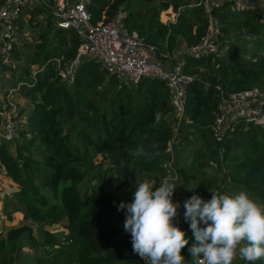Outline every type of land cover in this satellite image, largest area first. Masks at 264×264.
Returning <instances> with one entry per match:
<instances>
[{"label": "trees", "instance_id": "obj_1", "mask_svg": "<svg viewBox=\"0 0 264 264\" xmlns=\"http://www.w3.org/2000/svg\"><path fill=\"white\" fill-rule=\"evenodd\" d=\"M190 2L89 0L87 8L93 24L122 13L126 27L154 46L162 59L178 49V42L196 44L207 30L209 17L201 9H183L173 25L161 22L160 15L170 7L176 11ZM222 10L211 13L219 40L234 28L258 35L261 22L251 16L239 20L236 13ZM25 15L32 32H37L29 67L43 69L21 91L30 108L19 111L24 122L16 137L0 140V170L16 187L9 215L21 214L23 223L0 235V264H137L130 234L123 230L124 212L117 207L131 202L136 183L149 179L159 186L174 171L180 183L173 201L181 203L176 219L189 239L181 249L185 264H195L187 251L194 237L183 221L182 207L191 195L207 201L218 192L234 195L246 190L264 204V127L241 121L220 141L210 130L219 99L216 87L224 95L254 87L264 91V49L249 61L235 47L200 61L186 59L183 71L194 80L187 92L185 119L199 145L185 167V158L173 161L168 152L176 118L165 86L152 79H143L137 87L119 84L93 61L80 65L73 85L61 82L52 59L70 61L79 45L77 35L54 29L48 9L34 8ZM38 16L43 19L38 21ZM19 56L15 47L11 57ZM10 76L17 82L27 80ZM97 156L106 165L98 171ZM205 168L213 175L201 171ZM60 220L67 231L62 241L47 232L35 238L32 226H52ZM232 264L246 262L237 255Z\"/></svg>", "mask_w": 264, "mask_h": 264}, {"label": "built area", "instance_id": "obj_2", "mask_svg": "<svg viewBox=\"0 0 264 264\" xmlns=\"http://www.w3.org/2000/svg\"><path fill=\"white\" fill-rule=\"evenodd\" d=\"M88 4L89 0H53L51 6L46 0H3L0 3V64L8 62L16 47L17 32L21 30L27 16L25 11L48 9L54 29L74 31L79 40L76 53L70 61L65 62L63 57L52 59L60 81L73 85L84 61L98 63L106 75L113 77L119 84L137 87L143 79L157 81L168 90L172 113L176 118L170 140L173 143L180 135L181 125L187 122V92L194 80V77L183 71L186 59L200 61L220 52L219 31L212 21L211 13L232 5L235 13L251 16L254 21L264 24V0H192L180 6L173 17L163 23L175 24L179 13L185 8L201 9L209 17L204 36L196 44L178 45L171 55L166 53L160 59L154 46L147 45L137 32L126 27L122 13H117L105 23L93 24ZM35 68L27 80L19 81L15 87H7L0 93L3 100L0 105V140L11 141L24 122L14 98L30 87L29 81L35 80V75L43 69ZM216 90L219 99L210 130L217 141L224 134L233 133L241 121L264 127V91L254 87L224 95L219 87ZM137 264H147V260H141L138 256Z\"/></svg>", "mask_w": 264, "mask_h": 264}, {"label": "clouds", "instance_id": "obj_3", "mask_svg": "<svg viewBox=\"0 0 264 264\" xmlns=\"http://www.w3.org/2000/svg\"><path fill=\"white\" fill-rule=\"evenodd\" d=\"M177 188L171 177L159 186L145 179L135 184L131 202L117 207L124 212L123 230L130 234L133 253L147 264H185L181 249L189 239L176 219L181 209L173 201ZM182 207L194 237L187 251L195 264H232L237 255L246 264L264 260V204L246 190L218 192L207 201L193 194Z\"/></svg>", "mask_w": 264, "mask_h": 264}, {"label": "rangeland", "instance_id": "obj_4", "mask_svg": "<svg viewBox=\"0 0 264 264\" xmlns=\"http://www.w3.org/2000/svg\"><path fill=\"white\" fill-rule=\"evenodd\" d=\"M1 1V0H0ZM145 1H155V0H145ZM222 11H230L235 13L233 10L232 5H226V7ZM26 12V11H25ZM175 11L170 7L167 11L163 12L160 15L161 22L173 17ZM239 20H244L247 15L238 14ZM27 18V17H26ZM43 16H38L37 20L41 21ZM21 30L17 32V40H16V47L17 52L19 53V59H14L13 57L8 58V62L4 64H0V84L4 86V88H0V93L5 89V87H15L17 85V81L12 78L10 75H20L21 77H27L26 71L29 70L32 73L36 68L35 66L29 67V58L32 51L33 46L37 42V32L33 33L31 27L27 23V19L23 21ZM219 31V29L217 28ZM220 34V33H219ZM53 42L50 39V44ZM220 52L218 55H224L227 52V48L235 47L238 51L239 55L244 60H252L260 56L264 49V24L261 23L260 30L258 35L251 36L250 34L246 33L241 28H234L230 33L226 36L221 37L219 40ZM2 67L6 70L5 72L2 71ZM15 101L18 103L19 109H29L30 103L26 100L23 95H18L14 98ZM3 104L2 97H0V105ZM199 143L195 132L193 131L192 127L189 125L188 122H184L180 127V135L175 139L174 143L170 142L168 146V152L173 156V161H177L178 159L184 160V165L187 167L188 163L191 161V155L194 149L198 147ZM11 152L14 151V146H11ZM94 167L95 170L98 171L102 168H106L104 161L100 156H97L94 159ZM207 176L213 175V170L210 168L202 169ZM168 177H171V181L175 184H179L180 181L177 179V175L174 172H171ZM106 184L108 181H105ZM16 187L13 185L4 175V172L0 170V235L4 236L7 231L12 228H16L22 225V215L19 213H15L9 215L11 210V203H12V196L15 191ZM250 196L254 198L253 195ZM119 198H124V195L121 193ZM256 200V199H255ZM65 221L60 220L59 223L54 224L52 226L47 227H38L32 226L33 234L35 238H38L40 235L39 232H47L57 240L62 241L67 234L65 229ZM25 254L30 252L24 251Z\"/></svg>", "mask_w": 264, "mask_h": 264}, {"label": "crops", "instance_id": "obj_5", "mask_svg": "<svg viewBox=\"0 0 264 264\" xmlns=\"http://www.w3.org/2000/svg\"><path fill=\"white\" fill-rule=\"evenodd\" d=\"M163 23V22H162ZM178 45H181V42H178Z\"/></svg>", "mask_w": 264, "mask_h": 264}]
</instances>
